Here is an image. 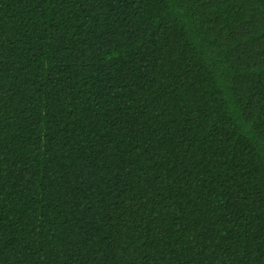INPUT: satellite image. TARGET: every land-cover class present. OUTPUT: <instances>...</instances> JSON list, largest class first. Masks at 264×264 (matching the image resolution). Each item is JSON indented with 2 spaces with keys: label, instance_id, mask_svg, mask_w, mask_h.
I'll list each match as a JSON object with an SVG mask.
<instances>
[{
  "label": "trees",
  "instance_id": "1",
  "mask_svg": "<svg viewBox=\"0 0 264 264\" xmlns=\"http://www.w3.org/2000/svg\"><path fill=\"white\" fill-rule=\"evenodd\" d=\"M0 264H264V0H0Z\"/></svg>",
  "mask_w": 264,
  "mask_h": 264
}]
</instances>
